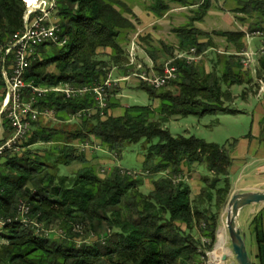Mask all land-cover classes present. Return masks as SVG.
<instances>
[{
	"label": "trees",
	"instance_id": "16d2710c",
	"mask_svg": "<svg viewBox=\"0 0 264 264\" xmlns=\"http://www.w3.org/2000/svg\"><path fill=\"white\" fill-rule=\"evenodd\" d=\"M146 1L150 3L148 11L157 19L167 16L173 5L198 7L193 24L180 33V52L194 48L204 55L214 49V35L224 38L234 52L215 53L210 71L200 62H177L178 76L164 89L155 90L139 83L138 89L144 90L149 100L159 103L157 109L128 106L122 116L110 115L117 105L114 97L122 92L118 83L107 90L109 105L104 116L98 112L78 120V127L66 139L65 132L46 127L30 133L20 147L26 149L40 142L51 144L53 150L48 159L57 160L52 164L40 157L32 158L31 151H22L21 156L6 152L5 163L0 166V215L13 217L22 200L31 206L32 216L40 222L62 226L68 232L62 240H50L21 224H10L0 233V241L6 240L0 246V264H204L206 253L213 251L219 220L230 198L232 153L239 140L211 144L194 136L174 137L165 127L171 120L188 116L240 114L231 108L236 100L232 88L252 84L251 79L247 80L249 70L240 63L247 32L209 34L193 28L196 21L209 15L213 0ZM233 1L238 7L232 12L245 16L240 19L248 20V30L252 34L262 33L263 38L257 37L262 46L264 0ZM54 4L59 35L66 43L41 45L30 59L27 82L41 89L64 83L85 88L103 85L114 68L127 73V46L122 43H128L125 37L136 30L123 16L126 4L121 0H54ZM26 12L23 0H0V43L7 45L15 33L23 31ZM160 45L161 51L155 48L147 54L157 71L162 72L159 53L166 51L171 55L173 47ZM259 62L260 74L264 75V57ZM39 104L40 109L53 110L66 123L72 121L74 114L97 106L93 93L69 101L49 93ZM2 123L7 129L6 137L11 136L7 121ZM33 127L40 128V121ZM154 140L158 144H153ZM91 141L117 157L131 145L145 141L150 146L140 171L116 166L100 177L92 166H87L80 148L74 145ZM77 161L85 167L73 177L59 174V163L71 166ZM201 166L205 169L200 178L201 188L198 195H193L184 173ZM125 171L138 175L129 176ZM145 178L150 179L152 189L144 192ZM75 224L84 226L87 233L95 232L96 241L78 245L76 239L80 236L71 230ZM252 225L258 258L264 264L261 215Z\"/></svg>",
	"mask_w": 264,
	"mask_h": 264
},
{
	"label": "rangeland",
	"instance_id": "374dc122",
	"mask_svg": "<svg viewBox=\"0 0 264 264\" xmlns=\"http://www.w3.org/2000/svg\"><path fill=\"white\" fill-rule=\"evenodd\" d=\"M121 2L126 4V9L123 10V16L127 17L134 25V28L136 30L135 33H131L125 38L128 40V43L123 42V46H127V52L129 51L128 48L132 46L131 41L136 39V44L138 46V51H137V58L139 59V62H145L146 58H144V54L148 55V51H151L152 49H158L161 45V43L164 44L170 43V44H177V41H180V33L178 32L177 34L172 32L174 31L173 28L178 27V28H186L188 24H193L192 19L196 18L195 13H190L189 11H181V12H176L177 16L173 18H168L165 20L164 24L156 23L157 17L155 15L152 16V14L148 11V6L150 3L146 0H121ZM26 5V4H25ZM40 5V4H39ZM38 5L35 7L37 8ZM26 7H28L26 5ZM238 4L233 1V0H213V8L210 10V16H208L203 23L198 24V27L204 29L205 31H208L210 33L212 32H222L225 33V31L228 30H238L240 28H243L245 32L248 34H252L248 30V25L247 19L246 22H242L240 18H245L243 14L236 15L234 12H232L233 9L237 8ZM170 12V11H169ZM51 22H58V18H56L55 13L53 11L50 14ZM178 18V19H177ZM224 18V19H223ZM170 19V20H169ZM227 21L229 23L231 22V25L227 24ZM245 20V19H244ZM155 22V25L153 22ZM199 22V21H196ZM202 22V21H201ZM147 24V25H145ZM195 24V23H194ZM154 25V26H153ZM140 33L138 31L140 30ZM138 34L136 37H134L135 34ZM129 37V38H128ZM124 39V41H126ZM246 40V39H245ZM253 42L251 45V51L254 53L258 49H260L261 45L259 43V40H257V37H253ZM213 44H214V49L207 52L202 56L200 63H203L202 65L205 67L207 71H210V68L212 67L213 64V59L215 58V53H220V54H225L226 51L230 52L228 49L229 47L227 46L228 42L221 37L213 36L212 38ZM161 48V47H160ZM179 44L175 47H173V52L171 55L166 54L163 58H160L159 63L161 67H163L167 62H169L170 59H172L175 55V52H180ZM249 45H246V51L248 50ZM231 52L234 51V48L231 47ZM244 50V51H245ZM143 51V52H142ZM186 51V50H183ZM182 51V52H183ZM107 53H110V51H106ZM54 56V54H51V56ZM260 58H258V61L255 63L254 67L252 70L247 71L248 72V79H251L252 84H248L246 87L241 86V87H233L232 88V93L234 97H237L234 103H232L231 108L235 110H246L250 111L251 113L254 111L256 112V106L259 104L258 100L253 99L250 104H247L244 100V97H246L249 93L251 95L255 94H262L264 95V75L260 74ZM123 69H115L113 70L112 73L116 74H123ZM128 73V72H127ZM126 73V74H127ZM135 83L134 80L131 82H121L119 83V86L121 88V91L125 90L128 86L131 84ZM129 88V87H128ZM131 88V87H130ZM0 89V93H1ZM121 92V93H122ZM245 94L243 95V93ZM123 101L124 105H129V106H153L155 109L159 106V103H154L151 100H149L148 94L144 90H128L124 94ZM115 101L117 102V105L114 108L121 107V101L118 99V97H114ZM1 102V99H0ZM128 108V107H127ZM124 112V110H123ZM55 118H50V119H41L40 124L42 127H48L51 128L55 131H60L62 134L64 133V138L66 139L68 137L69 133H72L78 125L79 121L75 120L74 118L72 119L71 123H66L68 121H63L60 120L58 117L54 116ZM4 120V119H2ZM252 120L251 116L249 115H242V116H234V115H206L204 117H195V116H188L185 117L184 119H178V120H171L170 123L166 125L165 128H167L170 131V134L173 135L174 137L178 136H194L198 139H203L204 141L211 143V144H219V145H224L229 141H232L233 139H239L243 137V135H248L249 131H251V125ZM3 128L1 127V130ZM0 130V132H1ZM4 133L0 135V139H2ZM26 143V141L24 142ZM91 145H99L95 141L88 142ZM80 144L78 142H75L74 145ZM153 144H158L157 140L153 141ZM150 145L148 143L141 142L140 144L137 145H131L128 147L121 155L118 157H115V155L112 154H107L106 158H108L107 164H104V168L108 169V171L101 172L102 169H100L98 166L95 168V173L100 176L104 177L106 176L109 171L111 170V167H119L123 170L126 171H140L144 162V155ZM32 154L31 156H40L45 159V156H48V153L53 150V146L51 144H42V145H36L31 148ZM22 151H29L28 149H23ZM20 152V156L23 154V152ZM56 158V156H54ZM42 159V160H44ZM56 159H52L50 163L56 162ZM91 161V162H90ZM5 162H3L4 165ZM87 166L91 165H96L98 164L97 160H87ZM59 174L61 176H70L73 177L77 171L83 169L85 167V164L77 161L74 162L73 165L71 166H65L63 164H58L57 165ZM3 168L0 167V169ZM110 168V169H109ZM197 169L193 171H188L186 170L184 173V177L186 182L190 184L193 195L195 193H198L199 189L201 188V183H200V178L202 175L205 173V169L203 166L201 167H196ZM3 170V169H1ZM101 172V173H100ZM145 188H143V191L151 190L152 185L150 183L149 178H145ZM19 202H23L20 200ZM19 205V204H18ZM262 217V216H261ZM46 230H51L52 236L50 240H62L64 237H60L58 233L63 230L68 232L67 229L61 227H57L54 225H45ZM83 230H84V226ZM253 227V226H252ZM245 231V230H244ZM246 232V231H245ZM247 233V232H246ZM94 235L95 238H92L91 236ZM100 236V235H99ZM98 236L96 235L95 232L90 231L87 233L86 230H84V235L81 237H78L76 239V242L78 245H82L83 243H90L96 241ZM227 239H228V234H227ZM227 249L231 253V242L228 239V242L226 244ZM255 248V243L254 239L252 238L251 235V229L249 230L247 234V249L249 252L251 250H254ZM215 250V247L213 251ZM248 252V253H249ZM234 258V256H233ZM235 260V258H234ZM235 264L236 261H234Z\"/></svg>",
	"mask_w": 264,
	"mask_h": 264
},
{
	"label": "built area",
	"instance_id": "2783aa9c",
	"mask_svg": "<svg viewBox=\"0 0 264 264\" xmlns=\"http://www.w3.org/2000/svg\"><path fill=\"white\" fill-rule=\"evenodd\" d=\"M24 3L28 6L24 17L25 25L21 32L15 33L12 40L4 45L0 43V82L5 86V96L2 101L0 110V130L3 128L2 119L8 123V127L12 135L7 139L0 140V158L6 152L12 154L20 153L23 148L20 147L25 142L31 133L34 124L38 123L42 118H55V112L51 109H40V102L49 93L61 95L65 100H71L78 97H83L86 94L93 93L97 106L95 109H86L73 115L75 120H80L90 117L100 112L104 116V111L108 109V94L107 90L113 85L118 84L121 80L108 79L103 85L85 86L78 88L69 84H59L56 88H38L33 82L26 81V75L31 66L30 59L35 55L37 49L41 45H57L63 46L66 40L60 37L59 25L56 22H51L50 14L53 11L55 4L54 0H38L35 5L30 6L25 0ZM40 4V5H39ZM36 5L37 8L35 7ZM253 37L263 38L262 33L255 32L253 34L246 33L247 45L250 48L240 54V63L245 70H252L258 58L264 57V41L262 46L256 52L251 51ZM132 46L128 51V68H133L127 78L122 82L130 81L131 79L139 83H145L153 89H164L169 86L170 82L178 76L177 62H185L188 65H197L202 56L197 53V50L192 48L183 52H175L172 59L167 62L161 73H155L152 70L146 69L137 58L138 46L136 39L131 42ZM90 145L83 144V149L87 150ZM126 172V171H125ZM127 175L137 176V172H126ZM179 177L178 180H180ZM185 179V178H184ZM3 191L0 190V197ZM18 208L13 217L0 215V233L10 224H21L27 230L34 234L50 239L52 236L51 230H46L44 224L37 217L32 216V209L28 203L19 202ZM73 234H78L80 237L84 235V230L81 224L71 226ZM58 235L67 236V232L61 230ZM95 238L94 235L91 236ZM206 242V241H205ZM6 240L0 241V246H4ZM215 250L207 252V257L204 264H224L223 257L218 260L215 258Z\"/></svg>",
	"mask_w": 264,
	"mask_h": 264
},
{
	"label": "crops",
	"instance_id": "0c3cea01",
	"mask_svg": "<svg viewBox=\"0 0 264 264\" xmlns=\"http://www.w3.org/2000/svg\"><path fill=\"white\" fill-rule=\"evenodd\" d=\"M197 8H198L197 6L196 7H190V8H184V7L179 8L178 6L173 5L170 12H168V15L165 16L163 19L156 20L157 21L156 23H160L161 25L164 24L166 19L173 18V17L177 16V14H175L176 12L189 11L190 13H195ZM208 16H210V12H209ZM204 20L202 22H196L192 27L195 29L197 28L201 31H204L206 33L211 34L210 32L205 31L204 29L198 27V24L203 23ZM152 22L155 25V22L154 21H152ZM226 22H227V24L231 25V22L229 23V21H227V20H226ZM145 25H147V24H145ZM185 26L189 27V26H191V24H188ZM182 29L183 28L175 27V28H173L174 31H172V32L177 34L178 32H181ZM141 31H144V29L143 30L141 29L140 31H138V33H140ZM238 31H244V30H243V28H240L238 30L234 29V30H228L225 32H238ZM137 35L138 34L136 33L134 35V37H136ZM259 43H260V41H259ZM164 44L169 48V47H175L178 44L180 45V42L178 40L177 44H170V43L168 44L166 42H164ZM227 46L228 47L230 46L228 50L231 52L232 46L230 44H227ZM160 47L158 49L161 51L162 48H160ZM129 49H130V47L128 48V50ZM233 52H231V53H233ZM166 54H168L166 51L159 53V55L161 57L162 56L164 57ZM144 55H145L144 58H146V61L144 63L141 62L143 64V66L146 69L154 71L155 73H158V74L161 73V72L157 71L156 66H155L153 60L151 59V57H149L146 54H144ZM128 63H129V60H128ZM128 63H127V65H128ZM126 68H128V66H126ZM115 69H118V68H114L113 70H115ZM113 70H112V72H113ZM131 70H133V69L128 68L127 74L123 70H122L123 74L122 73L116 74V73L111 72L109 79L121 80V82H122V80L124 78H127V76L130 75L131 72H129V71H131ZM132 80L133 79H131L130 81H127V82H131ZM134 81H135V83L128 86L129 88L127 87L125 90H123V92L121 94L116 96L121 101L120 102L121 107L120 108L117 107V108L110 110V115H113L116 117L123 115V113H124L123 110L129 106V105L128 106L124 105V101H123V98H125L124 94L128 90H135V89H138V87H139V82L136 80H134ZM121 82H119V83H121ZM0 89L2 91L0 93V99H1L0 110H1V107H2L1 104H2V101L4 99V95L6 93L5 86L1 82H0ZM235 98L237 99V97H235ZM253 99H255V100L257 99L258 103H259L256 106V109H255L256 112L253 111L251 113L250 111H247L248 109L242 110V111L237 110L240 112V114H238L236 116H242V115L251 116L252 127H251V131H249L248 135H243V137L238 139L239 144L236 147V149L234 150V152L232 153L233 154V157H232L233 163H232L231 171H230V173H231L230 180L232 182V189H231L230 195L234 192L245 193L246 191H251V192H259L260 190L264 191V95H262V94L251 95V93H249L246 97H244V100L247 104H250ZM44 127H42V126L40 128L33 127L31 130V133H34L36 131L41 132L40 129L44 128ZM46 128H48V127H46ZM6 131H7L6 127H3V129L0 132V135L2 133H4L2 139H7L10 137V136L6 137V135H8V133H6ZM2 139H0V140H2ZM42 144H44V143H42V142L34 143V144H31L26 149L31 151L32 150L31 148H33V146L42 145ZM45 144H48V143H45ZM83 144H85V143H80V144H77L76 146L80 148V152L83 153L86 161L88 160V162H89V160H94V161L97 160L98 164L96 165V167H95V165H91V166L94 169L97 168V166L100 169L103 168L101 172H104V170H105V172L108 171V169L104 168V164H107L108 158H106L107 157L106 155L110 154V153L107 150L100 147L99 145H91L90 143H88L90 145V148L87 150H84ZM31 153H32V151H31ZM36 157H40V156H36ZM115 157H117V156H115ZM32 158H35V156H32ZM40 158L44 159L42 157H40ZM45 160L50 163L48 156H45L44 161ZM4 161H5V157L2 156V158H0V164H3ZM112 168H114V167H111V169ZM199 191H200V189H199ZM199 191H198V193H199ZM198 193H195L194 195H198ZM260 215L262 216L263 224H264V205L263 204H261L259 206H251V207L245 208V211L242 213L241 218H240L241 227L247 232V234H248L249 230L251 229V235H252V238L254 239V243H255L254 250H251L250 252L248 250V252L250 253V256L252 258L253 264H260V259L258 258L259 257L258 243H257V239L255 238V235L253 233V227H252L253 226L252 222L256 218L260 217ZM224 221H225V211L223 209V213L221 214V217L219 220L218 231L221 230V228L225 226ZM222 234H223V238L226 240V242H225V244H222V241L221 240L219 241V239H218V237H219V236H217L218 234L216 235L217 243L219 242L217 249H216L217 243L215 245L216 254H220V253H222L224 255L226 254L225 256L228 257V260L224 264H235V262H234L235 260L232 256V254L229 255V253H228L229 250L226 247V244L228 242L227 236L224 232H222ZM220 247H222L224 251H221Z\"/></svg>",
	"mask_w": 264,
	"mask_h": 264
},
{
	"label": "water",
	"instance_id": "95a60500",
	"mask_svg": "<svg viewBox=\"0 0 264 264\" xmlns=\"http://www.w3.org/2000/svg\"><path fill=\"white\" fill-rule=\"evenodd\" d=\"M261 204L264 205V191L260 190L259 192H234L224 206V225H226L228 239L231 242V253L237 264H253L247 249V233L241 227L240 218L245 208ZM219 231L217 236H219ZM223 260L226 262L228 257L225 256Z\"/></svg>",
	"mask_w": 264,
	"mask_h": 264
},
{
	"label": "bare ground",
	"instance_id": "6f19581e",
	"mask_svg": "<svg viewBox=\"0 0 264 264\" xmlns=\"http://www.w3.org/2000/svg\"><path fill=\"white\" fill-rule=\"evenodd\" d=\"M30 6H32V5H35L36 3H37V1L38 0H25ZM222 232H224L225 234H226V236H227V229H226V225L224 226V227H222L221 228V230L219 231V237H218V239H219V241L221 240L222 241V244H225V242H226V240L223 238V234H222ZM218 245H219V242H218ZM217 245V246H218ZM217 246H216V249H217ZM216 249H215V258L218 260L220 257H223V256H225L224 254H222V253H220V254H216ZM220 250L221 251H224L223 250V248L222 247H220ZM229 253V255H231L232 253H230V251L228 252Z\"/></svg>",
	"mask_w": 264,
	"mask_h": 264
}]
</instances>
